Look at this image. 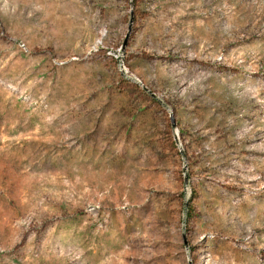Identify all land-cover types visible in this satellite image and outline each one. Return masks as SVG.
Wrapping results in <instances>:
<instances>
[{
	"label": "rangeland",
	"instance_id": "obj_1",
	"mask_svg": "<svg viewBox=\"0 0 264 264\" xmlns=\"http://www.w3.org/2000/svg\"><path fill=\"white\" fill-rule=\"evenodd\" d=\"M0 264H264V0H0Z\"/></svg>",
	"mask_w": 264,
	"mask_h": 264
},
{
	"label": "trees",
	"instance_id": "obj_2",
	"mask_svg": "<svg viewBox=\"0 0 264 264\" xmlns=\"http://www.w3.org/2000/svg\"><path fill=\"white\" fill-rule=\"evenodd\" d=\"M237 140L242 143L245 141L244 138H237ZM239 178L238 177H233L231 179H229V182H228V187L230 188L229 189V192L232 194V196L236 193V191L234 190V187H236L237 185V182H238ZM240 181V180H239ZM232 198H235V197H232Z\"/></svg>",
	"mask_w": 264,
	"mask_h": 264
},
{
	"label": "bare ground",
	"instance_id": "obj_3",
	"mask_svg": "<svg viewBox=\"0 0 264 264\" xmlns=\"http://www.w3.org/2000/svg\"><path fill=\"white\" fill-rule=\"evenodd\" d=\"M176 130V129H175ZM177 131V130H176ZM176 133V132H175Z\"/></svg>",
	"mask_w": 264,
	"mask_h": 264
}]
</instances>
